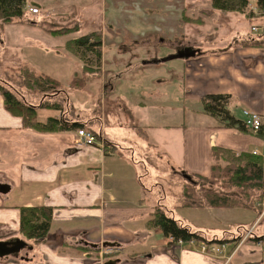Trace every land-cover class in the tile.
I'll use <instances>...</instances> for the list:
<instances>
[{"label":"crops","instance_id":"1","mask_svg":"<svg viewBox=\"0 0 264 264\" xmlns=\"http://www.w3.org/2000/svg\"><path fill=\"white\" fill-rule=\"evenodd\" d=\"M50 2L26 0L27 11L31 7L39 9L34 16L44 9L43 22L34 21L29 13L28 21L32 24L0 25V37L9 30L18 42L21 34L34 35L36 27L46 32L53 28L47 19L58 18V11L65 6L64 1L60 6ZM74 34L65 36L70 41L79 37ZM220 40L206 44L211 47L208 50L198 48L197 42L193 47L196 50L191 51L194 55L169 60V64L163 58L160 60L157 49L155 54H148L143 68H127L121 83L114 84L109 91L112 99L127 107L131 118L130 121L118 115L122 123L118 128L108 129L103 119L94 121L99 118H72L66 108L62 116L68 121L78 118V122L87 123L99 133L96 145L77 146L76 131L46 132L26 127L20 115L7 109L0 91V241L21 239L27 243L18 253L0 258V264H264L263 252L244 260L236 259V254L227 263L191 247L172 250L170 237L148 223L159 201L166 197L164 182L154 181L153 187L162 189L158 194L144 184L143 171L148 174L145 161L137 159L134 145L119 134V127L128 125L134 131L132 141L146 139V144L170 152L179 146L182 169L191 175L211 174L214 147L255 154L264 160L263 133L218 127V120L206 114L201 104L205 95L227 94L229 108L238 119L243 120L237 113L242 114L245 109L264 116V42L247 39L225 48ZM161 42L158 47L165 44L163 39ZM173 43L177 49L170 55L183 49L181 42ZM104 44L103 38V49ZM213 46L218 48L214 50ZM159 79L163 87L151 90ZM183 101L197 107L191 115L185 114L191 124H151L154 120L148 115L150 107L165 110L179 103L182 108ZM58 113L42 116L39 110L38 120L60 118ZM162 128L169 134L171 144L163 137ZM137 145L142 148L140 143ZM184 186L183 183L181 195ZM34 206L53 208L50 232L45 242L37 245L24 239L20 232L21 208ZM259 213L255 224L264 219V210ZM111 245L122 247L123 252L103 255V246Z\"/></svg>","mask_w":264,"mask_h":264},{"label":"rangeland","instance_id":"2","mask_svg":"<svg viewBox=\"0 0 264 264\" xmlns=\"http://www.w3.org/2000/svg\"><path fill=\"white\" fill-rule=\"evenodd\" d=\"M59 1L61 4L58 3ZM59 1L52 0L50 3L60 6L64 1L63 6L65 8L58 11V14H61L58 18L54 20L47 19L49 25L54 29L65 25H71L72 27L77 25L79 31L74 36L78 35L79 37L91 32L101 34L102 41L103 38L105 39L104 49L102 47L101 69L93 74H88L83 81H79L80 88L74 87L75 76H82L83 63L79 57L66 49L69 37L65 35L51 36L50 33L36 27L37 30H40H34V35L31 33L29 35L28 33L19 35L18 42H15L9 30L1 35L0 79L19 91L21 90V92L25 91L24 94H26V89L22 87V82L26 75L29 77L28 70L50 75L61 82L65 91V95L62 96H68V100H70L71 106H68L67 102L63 100L60 101L64 102V105L62 104L64 110H66V105L69 107L70 111H68V114L70 117L74 118V116L78 115L84 120L99 118L94 120L96 122H100L103 119L110 130L115 127L118 128L119 124L122 125L118 119L119 116L120 118L126 117L131 121L129 110L116 99H112L109 93L110 88L114 84L121 83V78L126 74L125 70L127 68L133 67L130 70H135L138 67L143 68V63L149 60L148 54L150 52L155 54V50L158 49L160 60L162 61L163 58L169 64L171 63L169 60L178 58L177 55L179 53L196 50L193 47L197 46V42L198 48L202 50L211 49L206 44H211V41L217 38H221L219 42L222 43L221 45L225 43V48L235 46L237 43H241L242 40L247 39H263L264 42V8H258L256 0L251 1L250 10H247V13L253 15L251 19H248L245 14L238 12L217 11L212 7L213 0ZM38 4L41 6L40 1H38ZM45 14L44 9L41 8L40 15L34 16L35 14H32V18L40 24L45 19ZM197 19L202 21L195 22ZM13 24L17 23L3 24L0 22L1 26ZM254 26L259 27L261 30L254 31ZM47 34L50 36L47 37ZM161 39L165 41V44L158 47L162 43ZM175 41L178 44L181 42L183 49L176 54L170 55L177 49L173 43ZM217 48V46L212 47L214 50ZM161 82H163L162 79L157 80L151 90L162 88L163 84ZM13 91L19 94V91ZM47 94L51 95L53 92L44 95ZM44 95H37L36 92L34 96L26 94L30 103L34 105H38ZM182 104V108L177 103L175 108L171 107L165 110L160 109L158 106L150 107L148 115L150 119L154 120L151 121V124H154V122L170 126H181V124L186 122L191 124L189 119L186 121L185 114L191 115L197 107L194 103L185 101ZM39 110L42 116L57 114L56 110L51 111L42 108L38 109L37 113ZM237 115L240 118L244 117L243 113L240 114L239 111ZM75 121L78 122V118ZM95 127L99 129L98 124ZM119 129V134L127 139V141L126 139L124 141H131L129 144L134 145L136 148L137 159L145 161L148 174L145 175L146 172L143 171L142 181L144 184L149 189L156 190V194H158L162 189L159 187L154 188V181L161 179L164 182L166 190V197L162 201L164 209L169 211L177 220H182L186 225L192 227L194 231L201 230L209 240L215 239V236L218 239L223 240L225 238V240H230L226 245L225 252L219 255L220 258L232 262L236 254V259L242 260L250 256L261 255L262 252L264 254V239L261 238L264 237V219L255 224L258 216L255 210L246 208L178 207L182 201V184L191 183L190 181H192L186 177L185 171L182 169L180 147L177 146L173 152L169 150L163 151L154 144H146V139L135 138L136 140L140 139V142L135 139L132 141L130 137L134 134V131L128 125L119 127ZM161 131L163 137L167 138V143L171 144V138L165 132L166 130L162 128ZM137 142L141 144L142 148L137 145ZM76 145L79 146L77 139ZM194 181H199L198 183H193L197 186L196 188L201 189V186H203L205 189L215 188L220 190L219 185L213 187L200 178H196ZM189 188L191 189V187ZM236 191L233 188L228 190L227 193H235ZM260 193L263 195L261 204L264 207V188L254 194L256 198L254 199V201L256 200L255 205L260 201ZM148 199H150V194ZM191 202L194 203L193 200ZM250 227L254 229L260 239H254V236H251L253 232L247 238H244L245 234L240 237V233H244ZM234 237L238 238L234 239ZM24 239L26 238L24 237ZM170 239L169 246H171L172 250H178V248L188 245L179 244L173 238ZM31 243L36 244L33 241ZM107 247H115V245L106 246L102 248L101 252L103 253ZM191 247L197 248L195 246ZM254 250L256 251L255 253L253 252Z\"/></svg>","mask_w":264,"mask_h":264},{"label":"trees","instance_id":"3","mask_svg":"<svg viewBox=\"0 0 264 264\" xmlns=\"http://www.w3.org/2000/svg\"><path fill=\"white\" fill-rule=\"evenodd\" d=\"M26 0H0V22L3 24L20 23L32 24L28 21L27 11L24 9ZM252 0H213L212 7L217 11H231L245 14L248 19L253 17L247 13L250 10ZM257 7L264 8V0H256ZM197 19L195 22H201ZM191 22V21H190ZM48 33L59 35H70L79 31L77 25H65L62 27L48 28ZM102 36L98 32L81 35L77 39L70 40L66 44V49L75 56L79 57L83 63L82 76H75L73 85L80 88L79 81H83L88 74H93L102 66ZM95 64V65H94ZM28 75L24 77L22 87L26 89L28 95H44L40 103L32 104L26 94L21 90L14 88L12 85L0 79V91L4 98L7 109L20 115L24 120V125L29 128L40 131H77L79 129H88L93 131L97 137L99 133L87 125V123L68 121L65 116L63 107L64 102L71 106L68 96L64 97V89L61 82L47 74H40L34 70H28ZM13 90L19 91L16 94ZM69 101V102H68ZM230 95L227 94H208L201 99L204 112L218 120V127L221 128H238L248 131L242 119H238L229 108ZM63 104V105H62ZM62 105V106H61ZM66 105V108H69ZM56 110L61 113V117H49L46 122L38 120V109ZM249 132V131H248ZM213 164L209 176L191 175V183L184 186L182 201L179 207L187 208L209 207V208H246L255 210L257 213L262 212L261 203L263 195L260 193V201L255 205L256 191L264 188V160L261 156L247 152L236 153L231 149L214 147L212 152ZM200 178L211 186L219 185V189L201 186L196 188L193 183L194 179ZM191 187V189L189 188ZM193 188V189H192ZM236 189L237 193H227L230 189ZM197 198V199H193ZM193 200L194 203L191 201ZM163 199H161L150 215L148 223L151 227L160 228L164 235L173 238L175 242L180 240L189 242L192 239L196 241L206 240L205 235L201 232L193 231L182 220H177L169 211L164 209ZM259 208H258V207ZM53 208L47 206L22 207L20 218V232L28 240L36 244L44 243L49 232L52 221ZM260 214V213H259ZM264 218V217H263ZM253 238L260 237L253 231ZM264 239V237H261Z\"/></svg>","mask_w":264,"mask_h":264},{"label":"built area","instance_id":"4","mask_svg":"<svg viewBox=\"0 0 264 264\" xmlns=\"http://www.w3.org/2000/svg\"><path fill=\"white\" fill-rule=\"evenodd\" d=\"M33 13H37V9H31ZM256 29V28H255ZM244 125L254 134H257L261 131L264 133V118L262 115L255 111H244ZM77 143L79 146H89L94 145L97 142V137L91 130L79 129L77 131ZM192 245L194 241L190 242ZM179 244H183V241L180 240ZM200 249L203 253L211 256H216L222 254L225 250V244H208L203 242L200 246ZM123 248L121 247H107L103 253L104 254H115L122 252Z\"/></svg>","mask_w":264,"mask_h":264},{"label":"water","instance_id":"5","mask_svg":"<svg viewBox=\"0 0 264 264\" xmlns=\"http://www.w3.org/2000/svg\"><path fill=\"white\" fill-rule=\"evenodd\" d=\"M194 54V52H182L179 53L177 56L182 58ZM186 177L190 179V177ZM25 246H27V243L21 239H16L12 241H0V258L18 253Z\"/></svg>","mask_w":264,"mask_h":264}]
</instances>
